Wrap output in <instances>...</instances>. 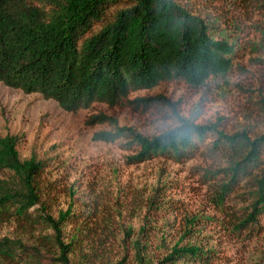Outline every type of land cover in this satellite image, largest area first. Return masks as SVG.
Here are the masks:
<instances>
[{
  "label": "rangeland",
  "instance_id": "obj_1",
  "mask_svg": "<svg viewBox=\"0 0 264 264\" xmlns=\"http://www.w3.org/2000/svg\"><path fill=\"white\" fill-rule=\"evenodd\" d=\"M191 1L194 10L210 13L216 24L232 29L235 43L229 71L206 85L164 81L131 92L113 106L97 102L68 112L39 93L26 94L0 82V137L15 135L21 158L43 160L42 183L53 186L43 203L54 212L72 209L65 232L76 234L83 250H98L92 264H138L136 238L151 264H159L178 241L207 247L208 256L196 264H264V215L254 228H235L237 220L231 218L249 210L250 189L245 180L234 182L220 197L229 176L226 160L206 151L213 132L197 144L192 158L166 155L131 162L135 144L93 140L94 132L110 126L85 123L88 116L103 112L119 126L147 137L158 135L177 120L171 106L139 99L162 95L181 116L190 114L191 122L225 133H264V5ZM124 5L110 6L106 17L112 19ZM8 176L0 170V185H11ZM18 228L13 221L0 224V238L16 236Z\"/></svg>",
  "mask_w": 264,
  "mask_h": 264
},
{
  "label": "trees",
  "instance_id": "obj_2",
  "mask_svg": "<svg viewBox=\"0 0 264 264\" xmlns=\"http://www.w3.org/2000/svg\"><path fill=\"white\" fill-rule=\"evenodd\" d=\"M235 1L243 7L264 5V0ZM122 2L107 18L110 6ZM227 28L210 13L194 10L190 0H0V82L26 94L39 93L68 112L97 102L113 106L131 92L164 81L200 87L231 68L235 43ZM139 100L169 104L184 125L181 134L163 131L147 137L99 112L85 123L110 129H99L92 139L130 141L137 150L128 159L141 162L166 155L192 158L197 144L213 132L206 151L226 160L229 176L220 197L232 183L245 180L249 210L231 219L237 220L235 228L257 226L264 215V133H225L191 122L162 95ZM17 146L15 135L0 137V170L12 181L0 185V224L13 221L19 227L16 236L0 238V264H92L98 250H83L78 236L65 232L72 209L54 212L43 203L42 197L53 190L51 183H42L43 160L21 158ZM133 248L138 264H151L139 238ZM206 256L202 242L178 241L159 264H196Z\"/></svg>",
  "mask_w": 264,
  "mask_h": 264
},
{
  "label": "clouds",
  "instance_id": "obj_3",
  "mask_svg": "<svg viewBox=\"0 0 264 264\" xmlns=\"http://www.w3.org/2000/svg\"><path fill=\"white\" fill-rule=\"evenodd\" d=\"M186 119H191L190 114L186 116ZM184 125L181 123L180 120H176L174 123L173 122H168V124H166L164 126V130L166 132H174L177 135L181 134V131L183 129Z\"/></svg>",
  "mask_w": 264,
  "mask_h": 264
}]
</instances>
